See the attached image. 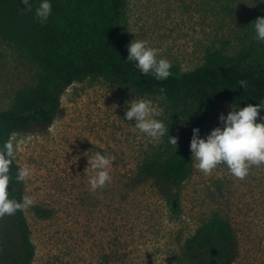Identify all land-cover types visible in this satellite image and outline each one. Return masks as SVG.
<instances>
[{
    "label": "rangeland",
    "instance_id": "rangeland-1",
    "mask_svg": "<svg viewBox=\"0 0 264 264\" xmlns=\"http://www.w3.org/2000/svg\"><path fill=\"white\" fill-rule=\"evenodd\" d=\"M127 1L132 41H146L160 50L158 59L183 72L202 65L208 48L238 52L264 6L259 0ZM35 76L36 68L0 41V112L10 109L19 90L35 84ZM133 99L141 98L103 80L76 83L62 97L64 116L48 131L12 138L17 164L30 172L24 185L32 204L25 213L35 264H104L106 255L111 264H178L186 241L216 214L236 229L239 264H264V165L251 166L242 180L224 165L208 175L194 166L173 210L153 185L132 184L160 142L124 120L126 102ZM152 103L163 122L164 108ZM230 106H221L202 138L221 126L219 116ZM96 152L112 161V179L92 191L84 172ZM37 207L48 217L37 215Z\"/></svg>",
    "mask_w": 264,
    "mask_h": 264
},
{
    "label": "trees",
    "instance_id": "trees-1",
    "mask_svg": "<svg viewBox=\"0 0 264 264\" xmlns=\"http://www.w3.org/2000/svg\"><path fill=\"white\" fill-rule=\"evenodd\" d=\"M38 2L33 0L28 12L22 0H0V41L36 68L35 84L19 90L10 109L0 112V148L15 135L48 131L64 116L62 97L76 83L103 80L127 96L164 108L163 123L177 138V147L166 133L138 166L132 184L153 185L176 210L180 191L194 173L193 129L199 128L202 138L225 103L246 107L264 101V42L255 39L253 29L238 52L208 48L202 65L188 72L172 65L170 77L157 81L127 62L132 42L127 0H51L52 14L44 24L34 19ZM262 16L264 6L254 22ZM241 80L247 90L240 88ZM161 88L164 101L157 100ZM19 168L14 158L8 191L11 199L22 202L26 189L24 181L15 179ZM35 211L48 217L42 208ZM240 251L235 227L216 214L186 241L178 264H239ZM36 256L25 208L0 217V264H35ZM104 264H111L110 256H104Z\"/></svg>",
    "mask_w": 264,
    "mask_h": 264
},
{
    "label": "clouds",
    "instance_id": "clouds-1",
    "mask_svg": "<svg viewBox=\"0 0 264 264\" xmlns=\"http://www.w3.org/2000/svg\"><path fill=\"white\" fill-rule=\"evenodd\" d=\"M22 2L25 11H33V0H22ZM259 2L264 3V0ZM51 14V0H39L35 7L34 19L44 24ZM251 26L255 32V39L264 42V16L257 18ZM127 51V62L134 63L142 75L151 74L157 81H164L172 74L171 63L167 59H158L160 50L149 47L146 41L133 40L128 45ZM239 85L240 88L247 90L246 81L241 80ZM166 99L165 90L161 88L157 100ZM230 107L231 110L227 115L222 113L219 116L221 126L213 129L206 137L201 138L199 128L193 129L190 142L191 160L195 161L194 166L205 175L211 174L218 165H224L233 177L242 180L248 175L251 166L264 165V122H259L264 120L260 116L261 111H264V101L255 106L248 104L246 107H240L234 104ZM126 108L124 120H134V127L139 132L151 138L153 142H159L167 133L169 143L177 147V138L170 136L164 123L156 118L159 112L152 101L133 99L126 102ZM15 151L11 142L5 143L0 148V217L12 215L32 204V199L27 196L22 202L9 196L11 179L9 169L15 158ZM111 163L110 158L100 152L88 157V167L84 175L90 176L92 191L102 189L106 184L111 183L112 178L108 171ZM29 175L27 168H19L15 179L17 182H23Z\"/></svg>",
    "mask_w": 264,
    "mask_h": 264
}]
</instances>
